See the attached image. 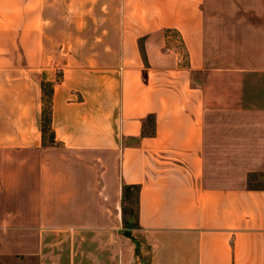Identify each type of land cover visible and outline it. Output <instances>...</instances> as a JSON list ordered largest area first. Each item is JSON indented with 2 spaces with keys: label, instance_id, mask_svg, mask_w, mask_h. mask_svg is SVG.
I'll return each mask as SVG.
<instances>
[{
  "label": "crops",
  "instance_id": "obj_1",
  "mask_svg": "<svg viewBox=\"0 0 264 264\" xmlns=\"http://www.w3.org/2000/svg\"><path fill=\"white\" fill-rule=\"evenodd\" d=\"M257 173L264 0H0V264L118 229L128 183L149 264H264Z\"/></svg>",
  "mask_w": 264,
  "mask_h": 264
},
{
  "label": "rangeland",
  "instance_id": "obj_2",
  "mask_svg": "<svg viewBox=\"0 0 264 264\" xmlns=\"http://www.w3.org/2000/svg\"><path fill=\"white\" fill-rule=\"evenodd\" d=\"M55 6H57L55 13L63 15L66 7L63 4ZM51 25L53 29L51 33H46L45 46H62L63 33H69L67 18H61L60 21L52 22ZM49 97L50 86L46 84L45 115H48L50 109ZM49 132L46 129V135H49ZM248 182L264 185V175L252 174ZM122 208L124 212L121 227L108 230L105 237H101L95 230L53 231L52 238L45 245L46 264H149L151 246L145 242L138 229L135 189H132L128 197L122 200ZM125 230L129 231L132 237L127 236Z\"/></svg>",
  "mask_w": 264,
  "mask_h": 264
},
{
  "label": "trees",
  "instance_id": "obj_3",
  "mask_svg": "<svg viewBox=\"0 0 264 264\" xmlns=\"http://www.w3.org/2000/svg\"><path fill=\"white\" fill-rule=\"evenodd\" d=\"M41 124H42V130L46 132V129H48L50 131L51 135L53 136V131L51 129V122H50V109H49L48 115H45V108H44L43 117H42V123ZM146 131L147 130L143 129V132H146ZM132 189H135L137 191V200H138L139 185L136 184V183L123 184V194H122V199L123 200L128 197V195H129V193L131 192ZM123 212H124V210H123ZM124 232H125V234L127 236L132 237V235L130 234L129 231L125 230Z\"/></svg>",
  "mask_w": 264,
  "mask_h": 264
}]
</instances>
